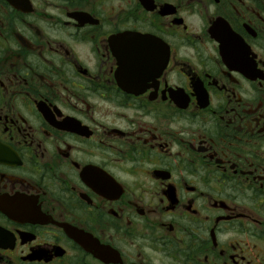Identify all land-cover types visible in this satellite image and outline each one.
Masks as SVG:
<instances>
[{
    "label": "flooded vegetation",
    "instance_id": "flooded-vegetation-1",
    "mask_svg": "<svg viewBox=\"0 0 264 264\" xmlns=\"http://www.w3.org/2000/svg\"><path fill=\"white\" fill-rule=\"evenodd\" d=\"M0 264H264V0H0Z\"/></svg>",
    "mask_w": 264,
    "mask_h": 264
}]
</instances>
